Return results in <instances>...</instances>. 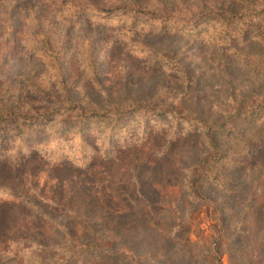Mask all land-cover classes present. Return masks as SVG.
Masks as SVG:
<instances>
[{
  "label": "rangeland",
  "instance_id": "1",
  "mask_svg": "<svg viewBox=\"0 0 264 264\" xmlns=\"http://www.w3.org/2000/svg\"><path fill=\"white\" fill-rule=\"evenodd\" d=\"M262 100L264 0H0V264H264V112L171 113Z\"/></svg>",
  "mask_w": 264,
  "mask_h": 264
},
{
  "label": "trees",
  "instance_id": "2",
  "mask_svg": "<svg viewBox=\"0 0 264 264\" xmlns=\"http://www.w3.org/2000/svg\"><path fill=\"white\" fill-rule=\"evenodd\" d=\"M264 107V100L259 102V105H256L252 110L249 109L246 106V103L244 101H240L239 105H237L236 109L233 111V113L227 117L225 122L218 123H206L203 120H201L199 117L194 115H184L182 112L175 114L173 111L171 112L175 117L177 118H185V119H192L194 120L198 125L204 128V139L210 145L211 147H216V138L218 137V134L221 130V127L224 126L226 123H229L230 121L234 120L236 121L240 117H254V118H260L263 115V108ZM137 108V107H136ZM153 113L156 115L165 114L166 111L159 112L156 110H149L148 113ZM13 113L9 112L8 110H4L0 113V124H6L8 121H10V117ZM207 165V169H196L192 168L190 170V176L192 179L190 180V188L195 197H197L200 201H204V199H201L199 192L197 190V183L204 179V178H211V174H214L213 169L208 166V163H205ZM216 179V177H215ZM206 202V201H204ZM218 238L214 239V243L217 244ZM211 256H213V264H222L221 259L219 256V253L216 255V253L212 252Z\"/></svg>",
  "mask_w": 264,
  "mask_h": 264
}]
</instances>
